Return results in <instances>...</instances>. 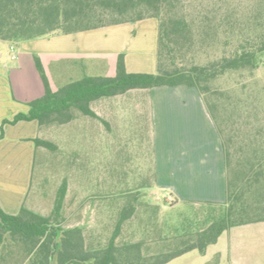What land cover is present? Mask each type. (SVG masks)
Masks as SVG:
<instances>
[{"label":"rangeland","instance_id":"rangeland-1","mask_svg":"<svg viewBox=\"0 0 264 264\" xmlns=\"http://www.w3.org/2000/svg\"><path fill=\"white\" fill-rule=\"evenodd\" d=\"M177 11L184 14L192 25L190 43L175 52L178 65H206L231 54L245 37L251 35L257 39L260 34L264 35V0H181ZM110 20L108 15L102 18L104 23ZM139 33L147 40L157 32L152 26H146L140 28ZM156 36L158 38V33ZM57 37L58 34H54L52 40L44 42L49 50L58 48ZM149 44L150 40H147L143 47L148 50L144 55L146 59L151 57ZM2 52L3 60L10 61L11 67L22 63L25 72L35 75L41 83L35 57L42 58V51L16 49L13 51L18 55L15 60L9 44L3 47ZM44 58L47 61L48 56ZM66 68L63 63L60 66L57 62L48 65L47 72L54 89L69 82L67 72H60L66 71ZM104 72L108 75L116 73L112 60H108ZM211 88L219 90L220 94H205L204 102L219 103V122L225 137H232L230 149L234 155L240 152L241 146L257 142L256 138L264 140V63L251 72H228L215 79ZM113 99L118 100L114 102ZM146 103V96L139 94L107 97L91 104L104 121L73 109L74 118L71 121L39 126L37 137L52 141L56 148L36 147L32 182L25 204L41 214L50 215L57 191L67 179L68 193L61 225L82 227L87 248L107 244L122 209L133 204L135 213L124 222L116 241L143 240V251L148 255L171 248L176 243V237L205 228L211 221L220 218L225 212V205L175 204L164 198L165 191L151 185L154 150L149 136L150 122L142 107ZM257 130H260L259 134ZM241 229L246 240L253 238L251 233L244 231L246 228ZM258 238L255 236L253 239L256 256L247 264H264V235L260 240ZM224 244H228L226 233L219 246ZM213 249L214 246H211L209 251ZM28 262L21 244L12 243L9 238L5 244H0V264ZM166 264L232 262L227 257L219 261L212 257L211 252L204 255L193 250Z\"/></svg>","mask_w":264,"mask_h":264},{"label":"trees","instance_id":"trees-1","mask_svg":"<svg viewBox=\"0 0 264 264\" xmlns=\"http://www.w3.org/2000/svg\"><path fill=\"white\" fill-rule=\"evenodd\" d=\"M181 0H0V43L17 45L24 40L69 34L95 28L156 18L159 22L157 71L129 72L125 55L118 56L114 76H85L54 89L40 57L36 66L44 84V94L31 100L27 113L4 119L5 125L23 120H38L40 127L74 118L73 109L104 121L92 108L93 101L125 94L133 89L185 85L205 94H220L211 83L228 72L254 71L264 63V35L245 37L229 55L206 65H178L176 50L190 43L192 25L177 11ZM110 16L104 23L103 16ZM209 102V101H208ZM223 105V104H222ZM222 140L227 173L225 212L205 228L175 238V245L151 255L144 254V241L118 243L121 227L135 213L132 204L122 209L114 233L107 244L87 248L83 228L63 227V209L68 181L60 185L50 215L41 214L25 203L18 213L7 212L0 203V244L7 238L23 246L27 264H166L191 251L205 254L209 245L235 226L264 221V140L259 137L236 152L231 151V136L225 137L219 122V103H206ZM260 130H257L259 134ZM256 133V134H257ZM35 146L55 149L56 144L41 137ZM234 157L236 160L234 161ZM148 204V203H147ZM158 206V205H157ZM159 207V206H158Z\"/></svg>","mask_w":264,"mask_h":264},{"label":"crops","instance_id":"crops-1","mask_svg":"<svg viewBox=\"0 0 264 264\" xmlns=\"http://www.w3.org/2000/svg\"><path fill=\"white\" fill-rule=\"evenodd\" d=\"M146 26H152L159 36L158 20L148 18L69 34L60 33L55 51L49 50L44 43L47 39L52 40V35L24 40L17 45L0 43V129L4 119H13L21 112L27 113L30 110L28 103L44 94L43 81L41 85L35 75L25 72L22 63L11 67L10 61L3 60L5 45L9 44L14 60L18 58L13 52L16 49L42 51L44 56H48L47 61L44 56L40 57L48 77V65L57 62L60 66L63 63L67 68L60 72H67L69 82L85 76H114L116 73L108 75L104 71L108 60L117 66L121 53L125 55L129 72L155 73L158 38L156 33L147 39L150 40L151 57L146 59L144 55L148 50L143 47L147 40L139 35V29ZM136 94L145 95L148 101L142 107L150 122L149 136L154 150L151 185L165 191L164 198L175 204H224L227 173L222 140L199 91L185 85L159 86L133 89L108 98ZM39 126L38 120L5 125V136L0 140V203L9 213H18L26 203L36 152L32 139L39 135ZM241 228H246L244 231L251 233L253 238L246 240ZM225 233L228 244L220 247L219 242ZM262 235L264 221L235 226L224 231L216 243L208 246L205 254L211 252L212 257L219 261L227 257L232 264H247L256 256L255 236L260 240ZM211 246L214 249L209 251Z\"/></svg>","mask_w":264,"mask_h":264}]
</instances>
